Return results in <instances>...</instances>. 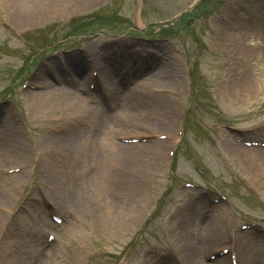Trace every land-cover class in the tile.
Listing matches in <instances>:
<instances>
[{"label": "rangeland", "instance_id": "374dc122", "mask_svg": "<svg viewBox=\"0 0 264 264\" xmlns=\"http://www.w3.org/2000/svg\"><path fill=\"white\" fill-rule=\"evenodd\" d=\"M41 1L47 2V7L42 8L44 4H41ZM195 2V0H114L113 4L117 5L118 3L119 5H117L118 8L112 9L110 8L111 0H90L88 3H78L74 0H0V24L2 19L5 21L3 27L0 25V101L6 97H13L18 103L19 109L14 108L12 114L22 115L34 130L33 145L28 141L27 135L29 134L24 132L23 140L28 145L25 157L16 158L11 153L6 158L0 157V167L24 166L26 171L17 177L6 179L5 182L0 181L1 218L7 215L5 220L8 219V221L2 222L0 229L9 223L11 214H7L9 212L6 209L9 207L14 209L25 196L39 195V192L33 187L34 181L39 182L43 192L55 200L57 208L61 211L70 205L67 204V198L77 196L81 189L87 190L86 194L89 195L95 208L100 205L97 201V197L101 194L100 191L109 190L108 193L103 194L104 197L109 195L111 198H116V194L128 197L125 201L129 200L130 203L122 202L121 207L125 208L122 214L125 211L128 215L137 214L136 220H128L127 216L122 215L123 220L120 224L116 216L112 219L110 216L102 221L103 218L95 217L94 212H88L87 217L78 212L77 218L74 217L70 224L61 229L63 235L58 244L66 249L64 255L48 258L47 264H112V261H108L118 259L121 254L122 257L124 253L121 251L137 252L140 254L137 259L140 260L141 255L146 256L143 253L145 248L159 246L163 249L168 243L176 244L189 264H230L229 259H221L213 263L208 261L207 263L205 257L209 254V250L215 246L213 243L209 244V236L218 235L217 233H208L202 224L204 218L208 217L207 214L198 213L190 222L187 224L184 222L181 225L175 223V218L168 217L170 213L168 203L163 205V210L158 214L159 203L168 191L171 192L170 176L164 174L168 169L164 158L159 159L157 165L155 163L149 165L148 161L142 159L143 169L137 174L134 171L136 164L131 165L134 163H129L132 167L134 166L133 173L131 168H125V177L120 174L119 170L116 171V167L122 161L118 156L119 153L122 154L118 143L123 140L116 136V132L120 129L124 135H127L124 132L126 126L128 129L146 134H151L153 131L175 132L177 126L175 122L181 119L179 109L184 106L188 96L187 87L181 81V78L186 77L185 68L179 60L176 61L174 68L175 72H179V77L175 76L176 79L174 78L172 81L177 82L179 78L177 84L180 85L181 94L180 97L176 95L178 100L175 96H171L175 101L174 111L170 114V111L167 110L166 113L169 117L175 116L174 123L176 125L164 128L165 112H162L159 120L156 121L157 112H154L146 103L131 108L141 117H147L144 121L143 119L125 120L120 124L122 118L119 114L121 115L123 111H126L124 113L126 117H131L132 114L128 113L131 111L127 105L119 106L116 111L109 110L115 113L116 121L113 117L106 119L103 128L104 134L101 136L99 146L93 144L91 148H89L90 141H87L93 134L91 128L79 126L76 120L68 122L70 119L74 120L75 116L73 115L75 114L58 105V93H51L47 90V93L34 98L24 89L20 90V81L25 76H30L33 79L36 71L42 66L43 54L54 50L60 51L63 46L71 47L73 50L74 46L79 44L82 46L92 45L93 40L99 39L94 34L91 38L90 36L85 37L88 35L85 32L103 30L100 29L102 26L109 31L103 30L108 35L129 31L158 35L159 32L154 31H163L164 36L175 38L177 44L187 45L191 52L189 55H193L194 63L198 60L201 61V65L197 69L201 79L200 82L197 80V88L201 96L198 95L193 100L196 89L192 82V91L188 100L191 109L185 122L189 130L187 129L185 138L182 139L177 165L173 168L172 173L170 170V175H174L175 179L203 181L205 185L212 188L229 191L234 205H237V209H241L237 213L239 221L256 219L264 222V152H262L264 149L247 150L243 148L239 151L233 146H229V143L232 142L229 140V134L225 133L216 142L211 140L210 136L213 128L220 121H228L234 126L244 129L256 128L255 125L264 123V23H261V19L257 17L248 22L250 24L248 29L252 28L250 31L239 27L236 31L222 26L217 33L213 34L209 29L205 30L203 24L196 21L195 18L201 17L209 9L207 24L212 26L221 23L218 21L216 13H225L228 3L224 5L217 3L218 5L214 7L216 0H199L194 11L179 16L180 13L190 10ZM38 4L42 6L38 7ZM100 7H109L101 12L105 17L103 20L101 17L92 19L86 25L74 30L78 32H74L76 36L67 37V33L72 31V27L69 26L71 21L84 16H92ZM30 10L32 13L27 15L26 19L20 20L23 23L16 20V13H29ZM120 11L121 13L118 14ZM116 14L120 19L115 18ZM209 14L212 16L209 17ZM175 16L179 17L170 19ZM159 21L167 23L160 26ZM87 28L90 30L85 31ZM26 30L36 32L29 33L26 38L17 36ZM236 33H240L238 38L235 36ZM38 35L41 36L40 40L32 39ZM165 45L169 46V44H163V46ZM205 45L208 50L204 47ZM236 45L240 47L239 50L235 47ZM32 60L34 61L33 68L25 71L24 68L27 69ZM193 68L196 69V67ZM17 71H22V74L19 75ZM156 79L149 84L151 93L154 92V88L161 86L175 88L176 83H171L172 81L169 82L163 77ZM246 82L251 83V86H245ZM9 87L12 89L10 95L6 93ZM163 97L166 96L162 95ZM81 106L80 116H85L84 111L92 110L88 122L91 127L97 126L93 125L97 123L93 116L95 112L98 116V112H101L100 107L96 108V104H91L87 99L82 101ZM0 107L6 109L4 117L10 108L5 102H0ZM149 111H151L150 114L147 113ZM62 119L63 121H61ZM61 122L68 126L69 134L74 132L77 126L85 127L83 134L82 130H79L82 135L81 139L76 142L78 150L68 146L69 149L64 151V146L57 136L47 135L44 132V126L61 124ZM209 125H211L210 129ZM255 133H261L264 137V126L256 129ZM135 135L131 134L130 136ZM251 136L255 135L251 133ZM171 143L165 147L164 154ZM57 148L64 151L63 155L53 156L52 152ZM40 156L43 157V161L40 160ZM248 157L253 158L255 162L251 163ZM108 159H111L113 163V167L110 169L107 167ZM74 160L77 163L76 168L74 166V168H70L74 164ZM34 164H36L35 167ZM92 164L97 166L99 164L98 169L95 173L85 176L84 173L88 171V166ZM54 167H57L55 179L52 178V174H49L51 171L49 169ZM42 168H45V171H42ZM187 174L190 177H185ZM240 175L244 176V179H241ZM118 179L119 182L116 184ZM240 186L243 190H239ZM77 190L78 193H76ZM250 190L256 192L258 197L256 198ZM150 193L149 199L150 197L151 199L149 200ZM190 195L191 193L186 194V196ZM168 196L170 197L171 194ZM176 197L174 196L173 200ZM111 198L108 199L111 200ZM132 198L136 203L131 202ZM142 199L143 201H141ZM196 204L203 208L206 205V197L199 196ZM71 207L76 212V208L73 205ZM37 214L43 215V219L45 218L44 220L48 223L46 210L44 212L40 205L34 209L33 217L35 218ZM24 215L23 213L22 216H15L17 219L14 218V225L12 229L8 230H13L14 226L22 221H25L28 226L34 223L39 229L37 238L43 239L45 236L41 231L43 222L36 223L33 218L30 219L29 215ZM224 221L225 219L222 220L223 225ZM122 229L125 230L121 231ZM181 233L187 237L188 245L186 242L182 241L186 243L183 244L178 240L177 236L180 237ZM224 235L225 232H223ZM12 239L16 258L8 264H14L16 259L33 256L35 251L32 249L29 252H23L28 240H19L17 237ZM138 239L139 241H137ZM220 243L218 242L216 245ZM239 248L242 264H264V241L260 242L259 246L249 245L246 247L240 244ZM17 249H20V253ZM95 249L105 250L106 255L104 257L93 255ZM133 263H135L134 259L131 261V264ZM126 264H130L128 259Z\"/></svg>", "mask_w": 264, "mask_h": 264}, {"label": "bare ground", "instance_id": "6f19581e", "mask_svg": "<svg viewBox=\"0 0 264 264\" xmlns=\"http://www.w3.org/2000/svg\"><path fill=\"white\" fill-rule=\"evenodd\" d=\"M74 1L78 2V3H88L90 0H74ZM41 4L45 5V6L43 5L42 8L47 7L46 4L48 5V3L47 2L44 3V1H41ZM41 6L42 5L38 4V7H41ZM31 13H32V10L29 11L28 15H30ZM26 14L27 13H23L21 15L17 14V20L20 23H23L20 20H21V18L24 19V17H26ZM233 21H235V20H233ZM245 26L246 25H243L242 28L244 27L243 28L244 30L249 31L248 27H245ZM238 35H240V33L235 34V36L237 38H238ZM235 47L238 50L240 49V47H238L237 45ZM95 53H96V51H94V54ZM71 56L73 57V55H71ZM76 58L77 57H75V58L73 57V59H72V61L74 63L73 65H75V66L78 65L77 70L74 73L76 76L75 78L80 83L85 81V85H87V82H88L89 78L91 77V73L88 72V70L84 69V67L87 65V63L85 64L83 61H81V60L79 61ZM96 59H97V57H94L95 61H96ZM56 62L57 61L55 59H53L50 62H46L44 66H49V65H51V63H56ZM141 63L143 64V66L146 69L149 68L148 62H146L145 60L141 61ZM44 66H42V68H40L38 70L39 72L36 74L37 77H42L41 74H43ZM167 70H165V71H167ZM159 71L160 70L152 71V74L150 77L157 76ZM162 72H163V70H161L160 73L162 74ZM118 73H120V75H121V72H118ZM167 73L169 74V76L171 78V80L169 82H171L175 78V75L173 73H170V72H167ZM111 74L112 73H108L107 71H104L101 74V77H98L100 80V82H99L100 86L102 85L108 89H110V86H113L114 88H116L114 86V83H111L112 78H114V75L113 74L111 75ZM63 75L61 78H58V80L60 81V84H58L59 87H56L57 85L53 84V82H51L48 78H46V83L49 87L47 85L46 86L48 88H51L48 90V92L53 93V92L58 91V94H60L59 100H58V105L69 109L71 111V113L75 114L74 116L77 118L80 116V112L82 110L81 104H82V100H84V98L82 97L80 89H77V88H76V90L71 89V92L69 90H67V88L73 86L72 82L69 79L65 80L66 86L65 85L60 86L62 84V80L64 78H67V76H69V74L67 72H65ZM150 77H149V79H150ZM72 78H73V76H72ZM149 79H147V80H149ZM172 83H176L175 86L178 88V92L176 93V95H177L180 92L179 85H177L176 81L175 82L172 81ZM145 84H143V85H145ZM143 85H138L137 87L141 88ZM248 85L251 86V83L248 84L246 82L245 86L248 87ZM137 87H133L132 89L136 90ZM241 88H242V86H241ZM45 92L47 93V91L31 90V91H28L27 93L30 95H33L34 98H36V97L42 96ZM142 93H143V90L138 89L134 92L131 90V92L124 95V101H121V100L118 101L119 98L116 96L117 90H115L113 92V94L110 95L112 102H114L116 105H118V104L127 105L128 107H130V111L132 112V113L128 112L129 114H132L131 117H126V115L124 114V112H126V111H123L122 114L119 115L122 118V120L120 121V124L123 123L125 120L136 121L137 119H146L147 117H141L138 112H134V110L131 109L133 107L141 106L142 103H146L147 105H149L154 110V112H157V116H160L162 114V112H165V115H166L167 110L170 111V114L172 113V111H174L175 101L171 97L173 95H171V96L167 95L166 97H163V98H160V97L154 98V97H151L147 94H142ZM145 97H147V99H149V100L145 99ZM144 100H146V102H143ZM176 100H178L177 97H176ZM40 101H38V103H40ZM91 113L92 112L90 110L88 112L87 111L83 112V114H85L84 117L87 120H88V117L90 116ZM110 116H113L114 121H116L114 113L110 114L108 112L103 111V112H101L100 116L99 115L94 116L95 120L97 121V123L94 125H97V126H94L95 128H93L91 131L92 132L100 131V127H101L100 125L104 124V123H101V121H100L101 117L103 118L101 120H104L105 118H108V119L112 118ZM162 117H164V116H162ZM174 118H175L174 115H172L170 117L166 115V117H164V121H163L164 128L171 127L175 123L178 124V122L174 123ZM9 121H10V119L4 118V122H7V125L0 124V129H1L0 157L6 158L10 155V153L16 158L22 157V156L25 157L28 147L24 143L23 132H22L20 126L18 128H16V126L11 127L10 126L11 123ZM102 122H105V121H102ZM130 124H132V123H130ZM158 124H159V122H158ZM79 130L80 131L82 130V134L84 133L83 128H78L77 130H75L74 132H72L70 134L64 133L65 135L62 134L61 136H57V139L61 140L62 146H64L65 150H68V146H72V148L74 150L75 149L78 150V148H76V146H77L76 142H78L81 139V135H82L79 132ZM124 132H125V134H127L126 136H129L131 134H136L137 130L133 131V129H128L126 126ZM102 134L103 133H101V134L94 133L92 135V137L90 139H88L87 141H90L93 144H99ZM65 137H66V139H65ZM169 144H170V142L167 143L166 141L153 142V143L137 142L135 144H120V143H118L119 149L122 150V154H121L122 161L119 163V165H121V168H118L119 172L126 176V174L124 173L126 171L125 168H129V169L131 168V172L133 173L132 168L134 166L132 167L131 165L136 164L134 171L136 174H137V172L139 173L143 169L142 168V159L148 161L149 165L154 164V163L157 165L159 163V159H161L162 155L164 154L165 147H167ZM238 149H240V148H238ZM129 163L130 164L134 163V164L130 165ZM76 164L77 163L74 160V167L75 168H76ZM56 168L57 167L49 169L52 171L50 174L57 173V171L55 170ZM23 173L24 172L9 175V176H7L6 179H8L10 177H14V176L17 177L19 174H23ZM121 201H123V200H121ZM140 203H141V201H140ZM1 215H2V213L0 212V224L2 222H4V220L6 218V215L3 218H1ZM109 216H111V219L117 217V219L120 221V224H121L122 220H123V216L121 213V204L116 206V209L111 208V206L108 205L106 207V216L105 217L108 218ZM39 219L42 220V218H39ZM136 219H137V214L136 215L132 214V215L128 216V220H136ZM202 224L206 227V229L208 230V233L211 232V233L219 234V232H221V229H222L221 224L219 223V221L216 220V218L211 219L207 222H203ZM213 235L216 236V234H213ZM186 241L188 243L187 238H186Z\"/></svg>", "mask_w": 264, "mask_h": 264}]
</instances>
